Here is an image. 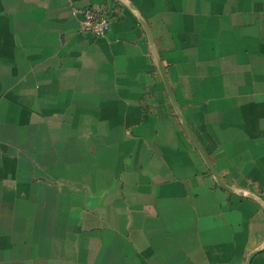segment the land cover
<instances>
[{
	"label": "crops",
	"instance_id": "obj_1",
	"mask_svg": "<svg viewBox=\"0 0 264 264\" xmlns=\"http://www.w3.org/2000/svg\"><path fill=\"white\" fill-rule=\"evenodd\" d=\"M248 262L264 0H0V264Z\"/></svg>",
	"mask_w": 264,
	"mask_h": 264
},
{
	"label": "built area",
	"instance_id": "obj_2",
	"mask_svg": "<svg viewBox=\"0 0 264 264\" xmlns=\"http://www.w3.org/2000/svg\"><path fill=\"white\" fill-rule=\"evenodd\" d=\"M75 15L82 17V26L85 32L97 37L106 38L111 29V19L107 13L96 8L75 9Z\"/></svg>",
	"mask_w": 264,
	"mask_h": 264
},
{
	"label": "water",
	"instance_id": "obj_3",
	"mask_svg": "<svg viewBox=\"0 0 264 264\" xmlns=\"http://www.w3.org/2000/svg\"><path fill=\"white\" fill-rule=\"evenodd\" d=\"M218 183H219V185H220L221 187H224L223 183H221V182H219V181H218ZM224 188H226V187H224ZM239 194H241V195H243V196H245V197H251V198H256V199H258V197L252 195L251 193L239 192ZM248 264H249V262H248Z\"/></svg>",
	"mask_w": 264,
	"mask_h": 264
}]
</instances>
